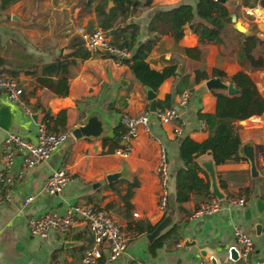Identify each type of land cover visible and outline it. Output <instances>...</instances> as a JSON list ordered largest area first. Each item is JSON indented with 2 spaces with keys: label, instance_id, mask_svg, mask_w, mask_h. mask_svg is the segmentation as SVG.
<instances>
[{
  "label": "crops",
  "instance_id": "0c3cea01",
  "mask_svg": "<svg viewBox=\"0 0 264 264\" xmlns=\"http://www.w3.org/2000/svg\"><path fill=\"white\" fill-rule=\"evenodd\" d=\"M96 1L88 7L82 6V0H14L0 6V57L9 62L6 68L19 67L14 79L22 90L23 104L31 110L30 115L23 114L0 91V104L7 106L10 114L8 130L0 128V171L4 170L2 139L6 132L35 142L36 125L42 116L35 106L48 112L51 117L48 126L53 131L69 132L45 162L24 170L20 177L15 176L20 161L19 152L15 153L9 169L13 178L8 197L4 198L0 189V264H79L83 250L92 242L84 223L50 230L44 237L31 235L27 227L30 219L47 211L64 214L76 204L102 208L126 237L124 252L113 261L103 258L100 264H197L210 258L215 263L235 264L227 253L230 247H239L232 236L233 226L251 238L253 258L264 262V205L260 211L255 206L256 198L264 204V66L247 69L240 64L235 55L236 39L228 45L225 42L226 49L215 42L200 43L194 31L197 23L190 21V10L193 12L196 0H144L146 7L133 14L129 12L127 18L118 16L113 26L136 25V45L151 39L142 59L147 63L152 86L137 82L128 66L110 54L88 51L86 58L75 59L68 67L67 93L56 96L38 86L35 78L25 71L33 69L37 58L46 62L68 52L71 38H80L77 30L99 29L93 9ZM235 2L232 12L236 20L249 31L248 35L254 34L261 41L251 54L264 63V0ZM111 4L106 0V7ZM132 31L131 28L125 31L127 37ZM127 37H120L119 41H127ZM176 75H187V86L182 91L187 92V102L179 108L177 121L182 125L178 135L177 121L159 124L150 118L147 130L140 129L130 141L127 155L114 154L113 150L123 145L114 140H120L119 113L149 111L146 87L154 93L153 104L165 94H172L178 80ZM216 76L222 82L233 83L238 91L227 94L222 89H205L204 82ZM242 82L254 90L255 104L261 109L232 120L240 141L239 158L214 164L209 151L197 155V176L208 181L209 195L191 191L179 210L174 202L173 178L181 166L176 137L187 136L202 142L209 129L199 114L216 115L217 94L241 97ZM177 96L171 95L170 107ZM243 102L252 104V99L244 98ZM90 115L102 122L103 134L72 137L71 129L82 125ZM154 137L164 145L167 156V202L163 210L157 207L158 145ZM242 144L251 148L253 173L240 152ZM61 166L69 173L66 186L55 194L42 193L40 187L45 177ZM121 168L125 169V176L112 182L105 180L106 174ZM132 182L136 185L131 189L127 207L123 196ZM27 195L33 198L22 206ZM238 196L245 199V205L221 204L212 215L190 216L209 200ZM164 219H167L164 227L148 242L145 235ZM255 223L261 226L258 234Z\"/></svg>",
  "mask_w": 264,
  "mask_h": 264
},
{
  "label": "trees",
  "instance_id": "16d2710c",
  "mask_svg": "<svg viewBox=\"0 0 264 264\" xmlns=\"http://www.w3.org/2000/svg\"><path fill=\"white\" fill-rule=\"evenodd\" d=\"M14 0H0V6H4ZM93 0H82V6L88 7ZM146 7L144 0H112L110 7H106V0H97L94 5V12L98 19L97 26L110 36V43L129 51V56L117 58L119 62L125 63L133 78L146 86H152L149 69L147 63L142 57L151 39H146L141 44L136 45L134 42V32L136 25L129 24L125 26H113V22L118 16L127 18L129 12L132 14ZM182 10V9H179ZM190 21L196 22L194 31L197 33L200 43L215 42L223 49H226V44L232 43L236 39V58L240 64H244L247 69H258L264 66L263 60L260 57H254L251 54L253 47L261 43L254 35H244L239 30L231 27L229 20V12L222 4L215 0H196L192 10H190ZM131 28L133 33L127 37L125 31ZM230 35V38L228 37ZM120 37H127V41L120 40ZM68 52L58 54L50 61H43L37 58L32 70H26V73L31 74L38 86L44 87L56 96H64L67 93V75L68 67L75 62V59H83L89 55V52L83 47L82 40L78 37H73L68 43ZM9 62L0 57V74L8 73L7 76L14 79L16 69L19 67L6 68ZM38 72V73H37ZM177 82L172 87V94H180L183 88L187 86V75H176ZM241 97H226L221 94L216 96V115H200L199 118L204 120L209 132L208 136L200 143L191 140L187 136H178L177 138V157L181 162V166L174 173V202L180 210V205L188 199L189 192L195 191L201 195H209V184L207 180L197 176L199 167L195 162L197 155L209 151L214 164H220L228 160H237L238 147L240 144L235 126L232 120L235 118L245 117L253 111H259L260 105L255 104L254 90L242 82ZM165 94L162 100H154V108L170 107L171 95ZM253 96V97H251ZM252 99V104L244 103L243 99ZM42 113L41 122L46 129L53 131L48 122L51 119L48 112L40 107H34ZM63 115V113H59ZM117 134V133H115ZM136 185L135 182L129 183L127 191L123 196L124 203L129 207L128 199L131 195V189ZM219 185H223L219 181Z\"/></svg>",
  "mask_w": 264,
  "mask_h": 264
},
{
  "label": "built area",
  "instance_id": "2783aa9c",
  "mask_svg": "<svg viewBox=\"0 0 264 264\" xmlns=\"http://www.w3.org/2000/svg\"><path fill=\"white\" fill-rule=\"evenodd\" d=\"M77 34L82 40L83 47L90 52L98 51L101 47L107 49L108 54L117 58L129 56L127 49L119 48L110 43L107 35L101 29H94L90 32L77 30ZM226 83V82H224ZM0 91L4 93L6 100L17 105L23 114L30 115V108L26 107L21 99L22 90L17 81L5 74H0ZM187 102V92H181L177 96L176 103L172 107L155 108L152 111H142L137 114H127L120 112L118 122L121 126L120 140L123 145L116 147L113 153L118 156H126L129 152L130 141L133 140L140 129L148 128L150 118L157 120L159 124L177 121L179 108ZM176 134L182 122L177 121ZM67 131H49L40 121L36 125L34 143L18 135L15 132H6L2 139V162L4 170L0 171V189L3 197H8V186L12 181L9 169L14 161L15 153L19 152V168L15 176L20 177L24 170L40 165L50 156L52 150L61 144L67 137ZM158 145L156 172L159 182V192L157 195V207L160 210L165 208L167 202L168 165L164 145L158 138L154 137ZM69 181V173L64 166L52 170L42 182L40 191L44 194H55L60 192ZM33 196L27 195L22 200V206L27 205ZM221 204L226 206L245 205V199L241 196L226 197L223 199H212L195 208L190 214L191 217H203L216 213ZM78 222L86 225L91 238V244L83 250L79 264H100L105 261H113L119 257L125 249L126 237L119 229L114 220L99 207L91 204H76L70 206L64 214H57L54 211H47L40 216L30 219L27 222L28 231L31 235L44 237L50 230L68 229ZM232 236L239 247L235 264H264L263 261L253 258V243L251 238L239 227L233 226ZM197 264H212L210 261L199 262ZM222 264V263H215Z\"/></svg>",
  "mask_w": 264,
  "mask_h": 264
},
{
  "label": "water",
  "instance_id": "95a60500",
  "mask_svg": "<svg viewBox=\"0 0 264 264\" xmlns=\"http://www.w3.org/2000/svg\"><path fill=\"white\" fill-rule=\"evenodd\" d=\"M218 3L222 4L224 7H226L230 12H229V20L231 22V27L239 30L238 27L239 24H237V20H236V15L234 12H232V8L233 6L236 4L235 0H215ZM108 4H111V0H107ZM240 32H242L245 36L249 34L248 30H239ZM97 50L99 52H101L104 55H108V51L107 49L98 47ZM203 87L205 89H222L225 90V92L227 94H232V93H236L238 90L236 88H234L233 83L231 82H227L224 83L221 81V79L219 77H212L207 79L204 84ZM154 97V93L151 91V89H149L148 87H146V98L148 100H150L149 102V111L153 110V104H152V98ZM9 123H10V114H9V109L7 106L0 104V128L4 129V130H8L9 128ZM70 134L72 137L74 138H78V137H96L99 136L100 134H103V126H102V122L97 119V117L95 115H90L86 118L85 122L82 125L76 126L75 128H72L70 131ZM115 141L118 142L119 145L122 144V140H119L118 138H114ZM240 152L243 153V155L247 158L249 165H250V172L253 173L254 172V166H253V156H252V151L251 148L249 146H247L246 144H242L241 148H240ZM125 176V169L121 168L119 171L111 173V174H106L105 175V180L107 182H112L120 177ZM215 193V192H214ZM216 196H219V194L215 193ZM263 203H261L260 199L256 198L255 199V206L256 209L258 211L261 210V208L263 207ZM248 213V211L246 210V214ZM166 220L164 219L161 222H159L152 231H150L148 234L145 235V238L147 239L148 242H150L159 232V230H161V228L164 227V225L166 224ZM260 224L259 223H255L254 224V230L256 232V234L259 233L260 231ZM184 244L186 245V242H184ZM228 258L232 261H235L237 259V251L235 247H230L228 249ZM210 262L212 264H215V260L213 258H210Z\"/></svg>",
  "mask_w": 264,
  "mask_h": 264
},
{
  "label": "rangeland",
  "instance_id": "374dc122",
  "mask_svg": "<svg viewBox=\"0 0 264 264\" xmlns=\"http://www.w3.org/2000/svg\"><path fill=\"white\" fill-rule=\"evenodd\" d=\"M239 28L241 29V30H245V27L243 26V25H241L240 23H239ZM166 186H167V184H166Z\"/></svg>",
  "mask_w": 264,
  "mask_h": 264
},
{
  "label": "bare ground",
  "instance_id": "6f19581e",
  "mask_svg": "<svg viewBox=\"0 0 264 264\" xmlns=\"http://www.w3.org/2000/svg\"><path fill=\"white\" fill-rule=\"evenodd\" d=\"M237 24H239V22L237 21ZM239 30H241L239 27H238Z\"/></svg>",
  "mask_w": 264,
  "mask_h": 264
}]
</instances>
